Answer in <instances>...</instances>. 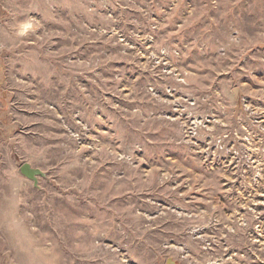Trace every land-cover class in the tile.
<instances>
[{"label":"rangeland","instance_id":"1","mask_svg":"<svg viewBox=\"0 0 264 264\" xmlns=\"http://www.w3.org/2000/svg\"><path fill=\"white\" fill-rule=\"evenodd\" d=\"M167 258L264 264V0H0V264Z\"/></svg>","mask_w":264,"mask_h":264},{"label":"water","instance_id":"2","mask_svg":"<svg viewBox=\"0 0 264 264\" xmlns=\"http://www.w3.org/2000/svg\"><path fill=\"white\" fill-rule=\"evenodd\" d=\"M17 172L21 175L24 176L28 179H30L33 183V185L37 186V182L38 176H45L44 171H42L40 168L38 167H33L29 162H22L18 168H17ZM38 187V186H37ZM173 261L171 260V258H167V263L166 264H172Z\"/></svg>","mask_w":264,"mask_h":264}]
</instances>
